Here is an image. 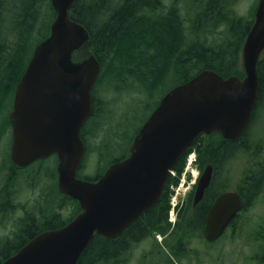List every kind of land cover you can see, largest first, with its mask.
I'll list each match as a JSON object with an SVG mask.
<instances>
[{
  "label": "water",
  "instance_id": "1",
  "mask_svg": "<svg viewBox=\"0 0 264 264\" xmlns=\"http://www.w3.org/2000/svg\"><path fill=\"white\" fill-rule=\"evenodd\" d=\"M73 3L50 0L55 18L49 34L34 47L14 89L9 159L25 168L55 155L57 190L76 201L81 211L65 225L37 234L0 264H76L95 236L117 237L161 199L170 171L200 135L239 139L258 100L264 0L256 4L242 45L243 78L203 70L174 86L134 135L127 157L110 164L95 181L77 177L85 152L80 131L92 113L100 66L89 52L72 62L88 41L87 30L69 17ZM211 176L208 164L197 182L195 204ZM241 209L238 193L220 194L207 213L204 239L217 240Z\"/></svg>",
  "mask_w": 264,
  "mask_h": 264
},
{
  "label": "trees",
  "instance_id": "2",
  "mask_svg": "<svg viewBox=\"0 0 264 264\" xmlns=\"http://www.w3.org/2000/svg\"><path fill=\"white\" fill-rule=\"evenodd\" d=\"M232 1L234 0H169L165 3V0H74L69 17L87 30L88 41L79 50L83 51L82 56H73L72 62L85 59L87 50L95 55L100 66L97 83H105L115 90L121 86L136 87L147 102L155 98L169 79L174 81V87L203 70L214 71L224 78L231 75L243 78V70L239 67L240 52L254 14L251 12L249 17L239 16L231 7ZM181 4L185 7L186 15L182 12ZM54 18L55 12L50 0H0V133L8 124L6 115L15 86L34 47L48 36ZM216 35L220 36L218 40H215ZM257 70L258 100L251 122L241 137L229 141L218 133L202 135L191 147L198 152L200 168L207 163H214L216 176L212 184L213 181L216 182V177L219 181L224 180L225 164L232 155L248 147L251 127L257 114L264 111V52ZM97 88L94 86L92 90L91 117L106 110V106H100L96 100ZM140 126L133 132L127 146ZM255 141L253 146L255 152L260 153L262 162H259L256 172L246 177L243 188L238 190L242 197V211L247 210L259 194L264 193V137L256 138ZM84 143L86 152L83 158L88 152L85 138ZM126 156L115 158L113 162ZM47 160L45 158L37 162ZM183 164L184 157L179 160L175 169L179 172ZM7 165L15 182L21 180L19 171L22 168L12 165L8 157ZM106 167L94 177H78L95 181ZM40 175L36 173L33 178ZM43 175L49 181H54V185L49 187L45 207L40 208L37 213L28 211L20 218L18 230L12 236L2 239L0 262L15 254L37 234L65 225L80 211L76 201L57 190L55 168ZM172 180L174 181L173 178ZM170 181L168 178L161 199L148 212L114 239L95 236L76 264H123L127 259L126 247L130 240L135 243L146 239L150 226L159 222L166 224ZM0 203L8 206L9 200L0 199ZM65 204L71 205L73 209L66 218L56 211ZM207 204L205 196L200 206L201 217ZM238 216L239 214L231 225ZM202 219L199 220L201 223L198 224V229L203 227ZM261 236L264 239V227Z\"/></svg>",
  "mask_w": 264,
  "mask_h": 264
},
{
  "label": "rangeland",
  "instance_id": "3",
  "mask_svg": "<svg viewBox=\"0 0 264 264\" xmlns=\"http://www.w3.org/2000/svg\"><path fill=\"white\" fill-rule=\"evenodd\" d=\"M168 1L165 0V3H168ZM257 2L258 0H234L231 2V7L235 9L239 16L249 17L251 12L254 14ZM181 6L183 14L186 15L185 7L182 4ZM219 37L216 35L215 40H218ZM82 52L78 50L74 53V56H82ZM86 52L88 55L87 50ZM239 67L243 70L241 52ZM173 84L174 81L169 79L155 98L147 102L136 87L121 88V86L115 90L113 87L106 86L105 83L99 84L96 82L95 88L99 86L96 90V100L100 106L105 105L106 110L104 109L102 112L99 110L100 112L93 117H89L84 125L88 152L86 157L83 158L84 161L82 159L83 163H81L77 176L94 177L107 165H110L115 158L127 155V143L129 144L133 132L142 124L161 95L171 89ZM143 105H147V108ZM263 113L264 111L261 110L260 114H257V118H255V122L251 127L248 136V147L233 154L225 164L226 170L223 177L227 184L226 189L243 188L246 177L256 172L259 162H262L260 153L255 152L254 143L256 138L264 137ZM9 138V131L7 127H4L0 133V195H3L0 199H8L9 204L8 206L2 205L4 212L3 217L0 218V242L6 237L12 236L18 230L20 218L28 211L37 213L40 208L45 207L49 187L54 185V181H49L43 174L56 168L55 159L53 158H49L45 162L36 161L21 169L19 171L21 180L15 182V177L11 172L9 173L10 168L7 165ZM193 156L196 157V154H193ZM193 156L191 158L186 156L185 161L192 160ZM196 164L195 160V168L198 167ZM189 171L188 168H183L179 173L177 171V176H174V181L171 180L168 187V202L174 196L176 202L178 201V204L172 207L171 223L176 219L178 205L180 202H185L190 190L189 186L192 185L193 175ZM36 173L41 174L40 177L33 178ZM26 177L27 180L24 181ZM6 180L8 183H6ZM168 206H171V204L168 203ZM72 210V206L69 204L61 205L60 208L56 209L60 216L64 218L69 216ZM263 227L264 193L259 194L247 210L240 212L235 223L216 242L206 243L203 241L199 229L189 231L186 229L182 234L184 237L182 243L185 250L181 253L176 250L174 259L171 257L174 253L170 250L171 253L165 252L164 261L152 260L156 256L151 255L153 251L149 249L147 242H142L130 252H127L126 258L128 260L126 259L123 264H264V239L261 236ZM153 239L160 242L161 238L157 235Z\"/></svg>",
  "mask_w": 264,
  "mask_h": 264
},
{
  "label": "flooded vegetation",
  "instance_id": "4",
  "mask_svg": "<svg viewBox=\"0 0 264 264\" xmlns=\"http://www.w3.org/2000/svg\"><path fill=\"white\" fill-rule=\"evenodd\" d=\"M13 93H14V91H13ZM12 98H13V96H12ZM11 108H12V101H11L10 109L6 115L7 119H8V115L11 111ZM84 125L80 131V135H81L83 142H84V138H85V131H84L85 126ZM6 127H7V130L9 131V134H10V138H9V148H10L11 126H10L9 119H8V124L6 125ZM205 136H208V135H205ZM84 145H85V143H84ZM194 150L197 153V157H196V161H197L198 152L195 148H194ZM85 152H86V145H85ZM85 152H84V154H85ZM49 158L55 159V163H56L57 159H56L55 155L48 157V159ZM208 164L212 165V176H211V181H210L208 187L204 190L202 198L196 204L194 203V194H195V190L197 187V181H195L193 183V185L190 187V190H189V193L186 197L185 202H182V203L180 202V204L178 205L177 215H176L175 221L173 223L170 222L172 219L169 218V208H168L166 224L163 225L161 222H159L158 224H154V225L150 226L149 231L147 232L148 236L146 239H143V240L135 242V243H132V241L130 240L129 243L127 244V247H126L128 249V252H130V250L134 249L140 243H142V242L146 243L147 242L149 249L153 251L151 255L156 256L152 260L164 261L163 257L166 255L165 252L171 253V252H169L170 250H172V252L174 253L171 256L172 259H174V255L176 254L175 253L176 250H177V252L179 251L178 253H181L182 251L185 250L184 245L182 243V240L184 239V237L182 235L183 231L186 229L188 231L189 230H197L198 224L201 223V222H199V220L201 218H203L202 219L203 227L201 229H199V230H201V235H202L201 237H202L203 241H205L206 243H213V242H207L203 237V228H204L206 216H207L209 209L211 208L212 204L214 203V201L216 200V198L220 194H222L224 192H236L240 195V193L238 192L239 189H236V190L235 189H233V190L226 189V185H227L226 182L224 180L219 181L217 177H216V182L213 181V184H212V180L214 179V176H216L215 175V166H214V163H212V162L207 163L206 165L203 166V168H200L199 163L197 162V165L199 168V176L201 175L205 166H207ZM205 196H206V199L208 200V204L206 205V207L204 209V214L201 217L199 215L200 211H201L200 206H201V203L203 202V199L205 198ZM240 198L242 200L241 195H240ZM177 204H178V201H177ZM241 211L242 210H240V212ZM3 212H4V207H2V204L0 203V218L3 217ZM240 212H238V214H240ZM238 214H236V216L232 219V221L237 217ZM137 220H135V221H137ZM232 221L227 226V228L224 230L222 235L231 226ZM157 235L160 236V238H161L160 242L153 239V237L155 238ZM220 237L218 239H220ZM112 239H114V238H112ZM217 240H215L214 242H216Z\"/></svg>",
  "mask_w": 264,
  "mask_h": 264
},
{
  "label": "built area",
  "instance_id": "5",
  "mask_svg": "<svg viewBox=\"0 0 264 264\" xmlns=\"http://www.w3.org/2000/svg\"><path fill=\"white\" fill-rule=\"evenodd\" d=\"M193 154H195L194 152H191L189 155H188V158H191V156H193ZM195 160H196V157H194L193 156V158H192V160H189V161H187L186 163H185V166H184V168H188L190 171L189 172H191V174L193 175V179H192V182H191V184H193L194 183V180H195V177H196V175H197V172L195 171V167H194V162H195ZM191 186V185H190ZM189 186V187H190ZM170 204H171V208H170V210H169V214H170V219H172L171 217L173 216V206L175 205V204H177V202H176V200H175V196L174 197H172L171 199H170Z\"/></svg>",
  "mask_w": 264,
  "mask_h": 264
}]
</instances>
